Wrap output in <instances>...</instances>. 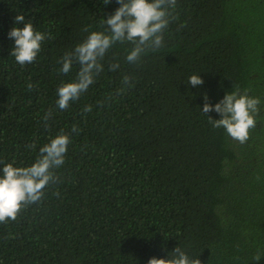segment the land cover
Masks as SVG:
<instances>
[{"label":"trees","instance_id":"1","mask_svg":"<svg viewBox=\"0 0 264 264\" xmlns=\"http://www.w3.org/2000/svg\"><path fill=\"white\" fill-rule=\"evenodd\" d=\"M118 7L0 0V174L30 166L61 132L71 140L42 200L0 223V264H147L177 246L201 264H264V0H176L160 48L131 64L133 45L115 43L95 82L59 109L57 88L79 65L65 75L58 61L107 31ZM17 14L50 34L23 66L8 35ZM237 89L261 100L245 143L202 112L205 95L215 105Z\"/></svg>","mask_w":264,"mask_h":264},{"label":"clouds","instance_id":"2","mask_svg":"<svg viewBox=\"0 0 264 264\" xmlns=\"http://www.w3.org/2000/svg\"><path fill=\"white\" fill-rule=\"evenodd\" d=\"M103 2L108 4L111 0ZM117 3L119 7L115 13L104 20L107 31H91L73 51L66 52L58 61L62 64L59 71L65 75L71 71L74 63L79 65L76 78L61 83L57 88L56 106L59 109H66L95 82L97 74L103 69L101 61L115 43H131L133 47L126 55V61L137 64L146 49L156 50L162 46L163 32L175 19L172 10L176 6V0H117ZM14 22L17 26L8 33L15 41L11 55L21 66L30 64L35 61L42 42L50 38V34L34 30L32 22H26L23 14H17ZM22 22L24 26L20 27ZM110 68L115 71L119 64H111ZM187 82L192 86H199L203 84V79L200 75L193 74ZM122 84L124 87L119 89L121 94L126 87L131 86V78L125 75ZM28 88L31 89L32 85L29 84ZM207 100L205 95L202 112L208 114L214 110L221 117L213 119L209 116L212 126L223 128L239 143L247 142L249 130L256 126L257 117L260 115V98L240 93L237 89L226 93L215 105ZM84 111H91V106H86ZM51 115V111L46 113L45 121ZM73 131H77L75 126ZM70 143L69 135L61 132L39 149L38 158L30 166L15 167L12 163L4 164L0 174V223L9 219L15 220L22 208L42 200L45 188L57 180L54 170L63 165ZM260 258L258 254L253 260L258 261ZM147 264H201V261L198 258L190 259L177 246L171 251V257L168 259L152 257Z\"/></svg>","mask_w":264,"mask_h":264}]
</instances>
